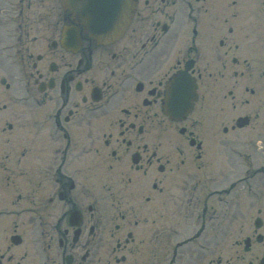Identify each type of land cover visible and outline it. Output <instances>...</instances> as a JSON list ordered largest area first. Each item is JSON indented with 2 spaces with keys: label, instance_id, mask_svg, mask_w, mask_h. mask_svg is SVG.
<instances>
[{
  "label": "flooded vegetation",
  "instance_id": "af4514ba",
  "mask_svg": "<svg viewBox=\"0 0 264 264\" xmlns=\"http://www.w3.org/2000/svg\"><path fill=\"white\" fill-rule=\"evenodd\" d=\"M23 4L14 31L0 6V264H264V0H136L108 45ZM181 72L196 100L173 119Z\"/></svg>",
  "mask_w": 264,
  "mask_h": 264
},
{
  "label": "water",
  "instance_id": "95a60500",
  "mask_svg": "<svg viewBox=\"0 0 264 264\" xmlns=\"http://www.w3.org/2000/svg\"><path fill=\"white\" fill-rule=\"evenodd\" d=\"M58 1L64 10L73 12L74 21L90 38L102 44L109 43L121 35L130 21L135 6V0ZM180 77L182 79L176 82L177 100L169 102V107L175 110L173 113L184 114L191 108L193 94L187 83L188 80L183 74Z\"/></svg>",
  "mask_w": 264,
  "mask_h": 264
},
{
  "label": "rangeland",
  "instance_id": "374dc122",
  "mask_svg": "<svg viewBox=\"0 0 264 264\" xmlns=\"http://www.w3.org/2000/svg\"><path fill=\"white\" fill-rule=\"evenodd\" d=\"M2 1L3 0H0V6L2 5ZM5 1H8V3L11 5V23L12 24L18 23L16 19L12 18V15H17L18 13L17 6H18V3H20V0H5ZM24 2L25 4L23 5L25 6V11H24L25 18L32 19V18H36L40 16L42 18H46L44 20V23H42V27L45 24L46 20H48L50 17H53V14L55 13L54 7L57 9L59 7L57 4V0H24ZM55 2H56L57 7L53 5ZM50 8H51V12L49 11ZM39 27L41 28V26ZM30 28H31V31L29 32L30 33L29 38L39 33V32H35L37 30L35 26H31ZM30 46H31L32 51L36 49V46L35 45L33 46V43H30ZM207 108L210 112V106H208ZM217 146H219L218 143L210 142L209 145L208 143L204 144L205 148L208 147V150L213 149V152H216L215 148L213 147H217ZM219 156L221 155L216 153L215 158H213V163L220 162ZM221 161H224V160H221ZM215 221L218 224L214 225L213 239L218 243V245H217L216 250H214L215 256L213 259L214 260L220 259L224 261V259L230 256L231 253L233 252L231 248H234V247H231L230 243L241 240L242 238L241 226H243V222H245V219H242L239 216H233L231 218L226 217L224 219L217 218V220L216 219L214 220V223Z\"/></svg>",
  "mask_w": 264,
  "mask_h": 264
}]
</instances>
